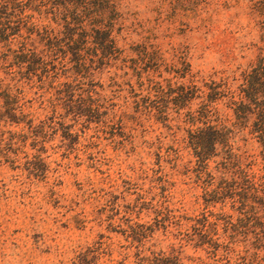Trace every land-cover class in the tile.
I'll return each instance as SVG.
<instances>
[{
    "label": "rangeland",
    "instance_id": "374dc122",
    "mask_svg": "<svg viewBox=\"0 0 264 264\" xmlns=\"http://www.w3.org/2000/svg\"><path fill=\"white\" fill-rule=\"evenodd\" d=\"M119 10L118 51L104 63L85 53L77 70L56 51L31 73L12 59L0 69L16 75L34 126H0V264H226L223 246L195 243L203 214L219 235L232 219L252 236L238 198L203 203L210 177L183 139L208 84L237 93L263 66L264 0H124ZM21 34L39 52V37ZM222 95L213 117L233 122ZM228 232L219 243H242Z\"/></svg>",
    "mask_w": 264,
    "mask_h": 264
},
{
    "label": "trees",
    "instance_id": "16d2710c",
    "mask_svg": "<svg viewBox=\"0 0 264 264\" xmlns=\"http://www.w3.org/2000/svg\"><path fill=\"white\" fill-rule=\"evenodd\" d=\"M122 1L0 0V46L7 47V53L0 56V69L12 59L13 64L20 69L25 65L26 71L31 73L45 63L44 57L54 55L56 51L70 52L76 69L85 67V53L91 54L88 60L92 63L95 60L101 63L108 61L118 51L117 37L123 31L119 10ZM22 28L29 30V35L34 33L39 37L42 44L39 52L27 51L26 43L19 39ZM13 44L18 49H14ZM15 77L10 70L5 71V76L0 75V126L24 123L32 130L33 120L23 113L20 103L22 90L18 88ZM243 78L237 93L226 86L227 93L223 94L230 93L235 121L213 117L216 112L212 103L224 91L220 84H226L213 81L201 96L197 113L188 112L189 125H196V128L187 129L183 141L188 154L204 164L210 177L202 196L206 207L217 202L225 206L228 202L234 208L238 198V208L245 211L241 213L243 211L240 210V214H249L246 218L239 215L237 222L246 220L247 228L253 226L250 230L252 236L246 237L247 230H238L232 219H228L224 230L230 231V238L237 232L246 234L239 245L231 241L224 244V240L219 243L218 239L225 238L227 230L219 235L218 221H211L203 214L198 221L201 228L197 227L195 243L223 246L228 254L226 264H264V64L243 73ZM97 108L99 105L94 109L97 111ZM244 120L251 121L252 129L237 130L235 127H239L238 123L243 124ZM9 139L12 143L13 137ZM250 145L258 150L257 153L249 152ZM211 161L214 165L209 170Z\"/></svg>",
    "mask_w": 264,
    "mask_h": 264
}]
</instances>
